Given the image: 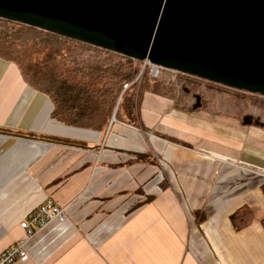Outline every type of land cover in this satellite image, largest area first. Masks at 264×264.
<instances>
[{"label": "crops", "instance_id": "crops-1", "mask_svg": "<svg viewBox=\"0 0 264 264\" xmlns=\"http://www.w3.org/2000/svg\"><path fill=\"white\" fill-rule=\"evenodd\" d=\"M130 99L104 131L66 126L0 60V253L49 200L67 221L40 231L23 264H264V128ZM242 206L253 221L236 231Z\"/></svg>", "mask_w": 264, "mask_h": 264}, {"label": "water", "instance_id": "water-1", "mask_svg": "<svg viewBox=\"0 0 264 264\" xmlns=\"http://www.w3.org/2000/svg\"><path fill=\"white\" fill-rule=\"evenodd\" d=\"M0 19L264 97V0H0Z\"/></svg>", "mask_w": 264, "mask_h": 264}, {"label": "trees", "instance_id": "trees-1", "mask_svg": "<svg viewBox=\"0 0 264 264\" xmlns=\"http://www.w3.org/2000/svg\"><path fill=\"white\" fill-rule=\"evenodd\" d=\"M0 60L14 65L25 85L45 95L52 104L51 117L66 126L104 131L112 118L124 122L120 110L128 91L123 92V88L141 74L134 85L138 95L130 99L134 106L148 93L169 99L173 109L182 113L205 112L236 120L242 126L264 128V124L213 113L206 102L205 91L213 87L231 91L233 107L241 114L249 109L264 112V97L180 73L162 71L153 78L143 62L3 19H0ZM193 97H197L199 107H190ZM175 142L185 145L179 140ZM144 157L137 155V159ZM260 189L264 196V180ZM153 199L148 196L138 201L133 210ZM193 214L198 221L204 219L202 211ZM229 221L234 230L240 231L252 223L253 214L247 206H242L229 216ZM261 226L264 229V219Z\"/></svg>", "mask_w": 264, "mask_h": 264}, {"label": "built area", "instance_id": "built-area-1", "mask_svg": "<svg viewBox=\"0 0 264 264\" xmlns=\"http://www.w3.org/2000/svg\"><path fill=\"white\" fill-rule=\"evenodd\" d=\"M143 64L144 67H147L149 75L153 78H156L162 71H167L172 74L177 73L152 65L148 61H144ZM140 76L141 74L134 82L126 84L123 88V92H126L134 87ZM114 122L115 119L112 118L111 123ZM66 221L67 215L65 209L56 205L52 201L48 200L44 204L38 206L25 220L20 223L21 229L25 232L24 238L0 253V264H23L27 262L29 259L26 251L27 244L40 231L46 229L51 224H62Z\"/></svg>", "mask_w": 264, "mask_h": 264}, {"label": "rangeland", "instance_id": "rangeland-1", "mask_svg": "<svg viewBox=\"0 0 264 264\" xmlns=\"http://www.w3.org/2000/svg\"><path fill=\"white\" fill-rule=\"evenodd\" d=\"M134 93H136V89L134 87H132L130 90H128V92L126 93V95L124 97L128 98V97L132 96V97L136 98L138 94L136 93V95H134ZM231 93H232L231 91L220 89L218 87H213V88L207 89L205 91V96L207 97L206 102L208 103L210 110L213 113H222V114L228 115L229 117H231V116L232 117H239V118L245 120L246 122H254V123H258V124H264V112L257 111L255 109H249L246 113L241 114L237 108L233 107L232 102H234V97H233V95H231ZM189 105L191 108L199 107L197 97H193ZM195 113H197V112H195ZM195 113H193V114H195ZM198 113H205V112H198ZM205 114L208 115L210 118L217 119L219 117V116L209 115L208 113H205ZM238 123L240 124V122H238ZM244 127H246V126H244ZM250 127H252V126H250ZM191 145H193V144H191Z\"/></svg>", "mask_w": 264, "mask_h": 264}]
</instances>
